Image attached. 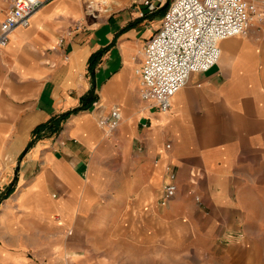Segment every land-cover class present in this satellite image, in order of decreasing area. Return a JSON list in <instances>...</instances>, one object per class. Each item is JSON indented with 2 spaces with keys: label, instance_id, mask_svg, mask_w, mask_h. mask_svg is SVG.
Masks as SVG:
<instances>
[{
  "label": "crops",
  "instance_id": "1",
  "mask_svg": "<svg viewBox=\"0 0 264 264\" xmlns=\"http://www.w3.org/2000/svg\"><path fill=\"white\" fill-rule=\"evenodd\" d=\"M41 1L0 48V264H264V29L159 111L137 70L166 8Z\"/></svg>",
  "mask_w": 264,
  "mask_h": 264
},
{
  "label": "built area",
  "instance_id": "2",
  "mask_svg": "<svg viewBox=\"0 0 264 264\" xmlns=\"http://www.w3.org/2000/svg\"><path fill=\"white\" fill-rule=\"evenodd\" d=\"M90 15L103 10L99 0H84ZM8 8L0 23V48L16 27H27L41 0H7ZM151 14L166 0H138ZM257 11V12H256ZM264 22V9H256L248 0H170L159 27L143 47V62L137 73L141 79L140 96L159 111H167L171 99L193 73L206 72L217 64L219 43L227 38L245 36L251 26V14ZM141 12L140 16H144ZM121 118L118 108L111 111L106 124L113 128ZM174 178L173 174L170 175ZM172 183L164 187L163 199L174 195ZM163 201V202H164Z\"/></svg>",
  "mask_w": 264,
  "mask_h": 264
},
{
  "label": "trees",
  "instance_id": "3",
  "mask_svg": "<svg viewBox=\"0 0 264 264\" xmlns=\"http://www.w3.org/2000/svg\"><path fill=\"white\" fill-rule=\"evenodd\" d=\"M166 7H162L161 9H165ZM104 50H99L95 53H93L90 57H89V69H92V65H95L96 62L100 59L101 55L103 54ZM82 107H79L75 110H73L72 112H76L78 110H81ZM72 112H67L64 114H61L58 118L50 120L47 124H43L41 126H38L37 128H35L34 132H38L40 130H47L49 134H53L56 133L59 128L61 123L69 116V114H71ZM32 140L29 141L28 146H30L32 144ZM10 188H8L7 190H5V192L3 193V195H1V197H6L9 192H10Z\"/></svg>",
  "mask_w": 264,
  "mask_h": 264
},
{
  "label": "rangeland",
  "instance_id": "4",
  "mask_svg": "<svg viewBox=\"0 0 264 264\" xmlns=\"http://www.w3.org/2000/svg\"><path fill=\"white\" fill-rule=\"evenodd\" d=\"M169 1L170 0H166V3H168ZM248 1L251 2L253 4V6H255V8L257 10L258 9H264V0H248ZM166 3H165V5H166ZM256 12H253L251 14L252 23H251V26L249 27V30L250 29H254L256 31H261L262 29H264V22L261 23V22H258L257 21V19H256ZM149 27H150V24L148 25L147 28H149Z\"/></svg>",
  "mask_w": 264,
  "mask_h": 264
},
{
  "label": "water",
  "instance_id": "5",
  "mask_svg": "<svg viewBox=\"0 0 264 264\" xmlns=\"http://www.w3.org/2000/svg\"><path fill=\"white\" fill-rule=\"evenodd\" d=\"M167 4H168V3H166V5H163L162 7H167Z\"/></svg>",
  "mask_w": 264,
  "mask_h": 264
},
{
  "label": "bare ground",
  "instance_id": "6",
  "mask_svg": "<svg viewBox=\"0 0 264 264\" xmlns=\"http://www.w3.org/2000/svg\"><path fill=\"white\" fill-rule=\"evenodd\" d=\"M224 40H225V39H224ZM222 41H223V40H222ZM222 41H221V42H222Z\"/></svg>",
  "mask_w": 264,
  "mask_h": 264
}]
</instances>
